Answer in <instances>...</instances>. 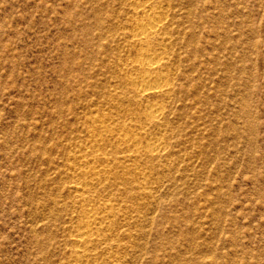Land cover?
Masks as SVG:
<instances>
[{"label": "rangeland", "instance_id": "obj_1", "mask_svg": "<svg viewBox=\"0 0 264 264\" xmlns=\"http://www.w3.org/2000/svg\"><path fill=\"white\" fill-rule=\"evenodd\" d=\"M0 264H264V0H0Z\"/></svg>", "mask_w": 264, "mask_h": 264}, {"label": "bare ground", "instance_id": "obj_2", "mask_svg": "<svg viewBox=\"0 0 264 264\" xmlns=\"http://www.w3.org/2000/svg\"><path fill=\"white\" fill-rule=\"evenodd\" d=\"M147 20V19H146ZM149 21V25L146 23V25L148 26V27H144L143 25H141V26H139V27H137L136 29H137V31H138V36L140 37L139 39H141V42L143 43V42H145L144 40L145 39H148V38H151L154 34H156L155 33V31H156V27H157V25H156V23H155V21H152L151 19L150 20H148ZM145 25V24H144ZM158 28V27H157ZM157 32V31H156ZM136 36V35H135ZM138 38V37H137ZM138 41V40H137ZM140 41V40H139ZM140 42V44L142 45V43ZM139 44V45H140ZM144 51V50H143ZM149 51H147V53H148ZM156 56V55H155ZM154 57V56H153ZM150 59V58H149ZM156 60V59H155ZM158 60V59H157ZM159 61V60H158ZM157 62H155V61H153V62H150L149 60H148V62H145V63H143V66H142V68L144 67L145 68V71H147V70H149L150 71V69H153L154 68V65L156 64ZM158 64V63H157ZM147 69V70H146ZM154 71V70H153ZM141 72V71H140ZM151 72V71H150ZM145 73V72H144ZM141 74V73H140ZM146 74V73H145ZM144 75V74H143ZM148 75V74H147ZM153 75V74H152ZM141 76V75H140ZM149 76V75H148ZM148 76L147 77H144V79L142 78V81L144 82V83H146V81H149V79H148ZM151 76V75H150ZM159 78V77H158ZM149 83V82H148ZM152 83V82H151ZM155 83V82H154ZM143 85V84H142ZM147 87V86H146ZM162 87V86H161ZM160 88V87H159ZM155 88H145V86H144V88H142V92L143 93H146V92H149V91H152V93H153V91H156V90H154ZM141 90V89H140ZM155 93V92H154ZM159 93V92H158ZM159 109V108H158ZM148 111V110H147ZM150 115H152L151 113H150ZM154 117V116H153ZM127 142H129V140H127ZM132 144H133V146H136V141L134 140V141H132L131 142ZM151 150H153V149H151ZM155 150V149H154ZM94 220V219H93ZM90 223V222H89ZM86 224V223H85ZM85 226H87V225H85ZM84 226V229L86 228ZM89 226H90V224H89ZM80 229V228H79ZM90 229V228H89ZM82 232H80L79 231V235H78V242L81 244V243H84V242H86V233H83V230H81ZM86 231V230H85ZM91 234V233H90ZM90 236V235H89ZM88 236V237H89ZM91 238V237H90ZM86 244V243H85ZM83 245V244H82Z\"/></svg>", "mask_w": 264, "mask_h": 264}]
</instances>
